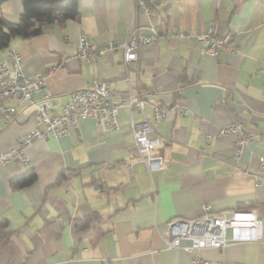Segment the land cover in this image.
Instances as JSON below:
<instances>
[{
	"label": "crops",
	"instance_id": "1",
	"mask_svg": "<svg viewBox=\"0 0 264 264\" xmlns=\"http://www.w3.org/2000/svg\"><path fill=\"white\" fill-rule=\"evenodd\" d=\"M22 11L23 0L0 4L12 22ZM135 24L145 33L152 24L161 33L174 28L190 35L140 44L129 64L121 47L101 54L96 66L74 57L81 34L97 45L122 42ZM209 28L229 33L239 51L202 54L194 34ZM11 47L28 75L45 78L56 111L95 75L110 83L117 100L130 92L144 98L149 118L154 102L188 110L169 112L152 132L162 140L153 152L168 159L162 169L149 170L140 160L130 123L144 117L127 106L119 109L118 128L85 118L64 137L37 138L29 163L0 162V218L12 229L0 241V264H191L194 252L167 248L163 233L171 218L200 215L203 202L213 212L254 209L263 232L259 241L201 248L199 255L208 264H264V0H158L152 18L137 12L134 0H79L76 19L14 37L0 49V61L9 60ZM4 103L16 111L0 115L3 152L35 127L30 104ZM237 119L253 135L239 155L237 134L219 133ZM31 169L34 182L12 185ZM93 215L98 220L79 226Z\"/></svg>",
	"mask_w": 264,
	"mask_h": 264
},
{
	"label": "built area",
	"instance_id": "2",
	"mask_svg": "<svg viewBox=\"0 0 264 264\" xmlns=\"http://www.w3.org/2000/svg\"><path fill=\"white\" fill-rule=\"evenodd\" d=\"M135 10L143 11L153 17V8L158 0H134ZM189 33L171 28L161 33L154 25H149V33L142 31V26L135 24L126 39L108 40L102 45L95 44L88 35L81 34L77 40L74 57L86 59L93 66L98 63L101 54L111 52L121 47L124 51V62L137 61L140 44L150 45L160 37L180 38ZM199 42L202 54L217 57L224 51L238 52L237 44L233 43L229 33H219L209 28L194 34ZM264 72V66L261 68ZM44 90L40 98L34 93ZM7 98H12L17 104L28 103L32 106V118L35 127L21 139L17 146L8 151H0V162L17 161L22 164L30 162L28 148L40 137L53 135L64 137L78 130L80 121L92 118L107 128H118V112L122 106L129 107L133 112L143 114L141 121L131 120V131L139 158L149 170L162 169L167 166L168 159L163 152L154 153L153 150L162 142L160 136L153 135L155 126L164 120L168 113L174 111L184 114L188 107L173 102L170 105L152 103V117H147L143 110L146 104L144 98L132 92L125 99L117 100L110 87V83L95 75L92 80L81 88L70 91L69 99L62 105L61 111L54 109L53 92L46 86L45 78L40 74L28 75L22 64V56L16 48H9V60L0 61V115L10 116L16 111V105L5 104ZM237 134L235 154L239 155L243 146L250 144L253 135L249 133L241 120L220 126L219 133ZM263 219L254 209H227L213 212L209 202L201 204V214L196 217L176 216L167 223L163 233L167 248L182 247L194 252L191 264H208V260L199 255L201 248H222L232 243L256 242L262 238ZM189 240L183 243L182 240Z\"/></svg>",
	"mask_w": 264,
	"mask_h": 264
},
{
	"label": "trees",
	"instance_id": "3",
	"mask_svg": "<svg viewBox=\"0 0 264 264\" xmlns=\"http://www.w3.org/2000/svg\"><path fill=\"white\" fill-rule=\"evenodd\" d=\"M7 0H0V4ZM79 15V0H23V11L19 20L12 22L0 14V49L10 45L16 36L31 38L41 34L46 28L55 23H64L76 19ZM37 174L31 169L12 180L16 188L24 187L35 181ZM98 220L94 215L84 217L82 227L90 225L89 222ZM12 233L9 221L0 218V241Z\"/></svg>",
	"mask_w": 264,
	"mask_h": 264
}]
</instances>
